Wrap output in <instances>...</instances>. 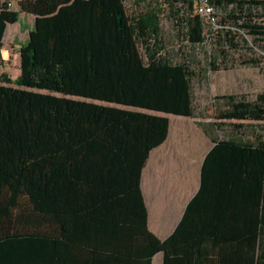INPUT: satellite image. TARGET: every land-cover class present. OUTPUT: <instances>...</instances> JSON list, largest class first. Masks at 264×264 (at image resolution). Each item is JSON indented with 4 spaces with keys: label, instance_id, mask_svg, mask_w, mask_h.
Segmentation results:
<instances>
[{
    "label": "trees",
    "instance_id": "16d2710c",
    "mask_svg": "<svg viewBox=\"0 0 264 264\" xmlns=\"http://www.w3.org/2000/svg\"><path fill=\"white\" fill-rule=\"evenodd\" d=\"M162 1L190 42L202 43L192 0H20L19 12L3 5L0 50L20 13L35 16V25L21 50V76L0 75V264H59L66 245L86 238L95 250V241L118 242L123 233L137 246L139 264L159 252L165 264H264L261 136L245 144L258 190L242 250H216L228 237L181 234V225L165 242L149 231L142 172L170 121L147 111L195 115L190 64L161 54ZM181 2L184 12L175 8ZM214 108L220 128L233 120L264 123V93L219 96Z\"/></svg>",
    "mask_w": 264,
    "mask_h": 264
},
{
    "label": "crops",
    "instance_id": "0c3cea01",
    "mask_svg": "<svg viewBox=\"0 0 264 264\" xmlns=\"http://www.w3.org/2000/svg\"><path fill=\"white\" fill-rule=\"evenodd\" d=\"M5 1L12 3V11H20V0ZM34 25L35 16L20 13L19 21L7 27L0 50V75L6 74L14 81L21 76V50ZM255 64L261 68L259 63ZM147 113L165 116L170 121L167 139L150 152L142 172L141 190L149 231L165 242L181 225V234L228 237L219 242L216 250H242L243 235L246 244L249 236L250 199H254L255 191L257 199L258 190L250 175L249 149L245 146L256 142L245 130V124L254 122L225 121L232 125L229 131H224L217 125L218 119L205 122L194 117ZM229 141L231 146L217 147ZM97 234L105 237V233ZM81 240L76 246L63 247L56 254V261L139 264L142 259L137 246L130 244L124 233L118 242L106 237L95 241V250L90 239ZM180 244L185 248L183 240ZM151 261V264H165V253H157Z\"/></svg>",
    "mask_w": 264,
    "mask_h": 264
},
{
    "label": "rangeland",
    "instance_id": "374dc122",
    "mask_svg": "<svg viewBox=\"0 0 264 264\" xmlns=\"http://www.w3.org/2000/svg\"><path fill=\"white\" fill-rule=\"evenodd\" d=\"M163 7L167 9L168 22L171 18L168 15L172 12L171 6L167 1L161 2ZM128 10L131 12V3L126 2ZM176 9L180 6L177 4ZM171 29L168 33L163 34L164 47L162 56L168 58L174 64L189 63L191 70L195 73L192 78V95L194 102V119L201 121L217 120L219 112L215 110L213 101L219 96L225 95H240L246 96L248 100H254L260 93H264V69L259 68L255 61L247 60H228L220 62L213 58L209 61V54L216 47L217 52L212 53L213 57H217L218 53L226 51L227 35L219 36L215 41L210 38L206 39V48L201 50L200 58L193 55V47L191 42L186 41V38L181 39L178 34L187 31L183 24H169ZM217 59V58H216ZM195 123V122H194ZM219 123V122H218ZM231 124L222 126L224 131H229ZM246 131L252 135L256 141V136L259 134L264 139V123L253 124L248 123ZM251 140V138H250Z\"/></svg>",
    "mask_w": 264,
    "mask_h": 264
},
{
    "label": "built area",
    "instance_id": "2783aa9c",
    "mask_svg": "<svg viewBox=\"0 0 264 264\" xmlns=\"http://www.w3.org/2000/svg\"><path fill=\"white\" fill-rule=\"evenodd\" d=\"M193 7L189 13L191 18H198L203 27L204 41L202 43H192L193 55L200 58L201 50L206 48L205 37L215 41L222 34L227 35V47L224 54L218 53L213 57L212 53L217 52L215 47L209 54V61L213 58L220 62L232 60L255 61L264 67V0H192ZM7 10L12 11V3L0 0V11L3 5ZM185 11L184 3H178ZM163 16V15H162ZM173 25L177 24L174 19L170 20ZM162 18L163 32L168 33L170 24ZM176 23V24H175ZM178 36L186 38L189 43L187 31ZM216 54V53H215ZM217 58V59H216Z\"/></svg>",
    "mask_w": 264,
    "mask_h": 264
}]
</instances>
